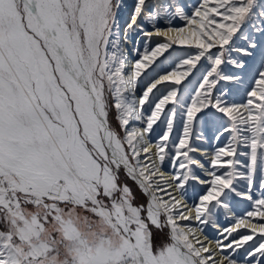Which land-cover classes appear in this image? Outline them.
I'll list each match as a JSON object with an SVG mask.
<instances>
[{"label": "snow or ice", "instance_id": "snow-or-ice-1", "mask_svg": "<svg viewBox=\"0 0 264 264\" xmlns=\"http://www.w3.org/2000/svg\"><path fill=\"white\" fill-rule=\"evenodd\" d=\"M0 264H264V0H0Z\"/></svg>", "mask_w": 264, "mask_h": 264}, {"label": "rangeland", "instance_id": "rangeland-1", "mask_svg": "<svg viewBox=\"0 0 264 264\" xmlns=\"http://www.w3.org/2000/svg\"><path fill=\"white\" fill-rule=\"evenodd\" d=\"M164 60V58L162 59ZM168 67V61H164L163 64L160 65V68L157 69V71L163 69V68H167ZM248 203L247 202H244V201H241L238 205V211L239 212H243L245 211L246 209H248ZM211 234L214 235L215 234V231L214 230H211Z\"/></svg>", "mask_w": 264, "mask_h": 264}, {"label": "bare ground", "instance_id": "bare-ground-1", "mask_svg": "<svg viewBox=\"0 0 264 264\" xmlns=\"http://www.w3.org/2000/svg\"><path fill=\"white\" fill-rule=\"evenodd\" d=\"M167 55V54H166ZM161 60L163 59V57L160 58ZM159 63V61H158ZM160 74H163V72L161 70H159Z\"/></svg>", "mask_w": 264, "mask_h": 264}]
</instances>
